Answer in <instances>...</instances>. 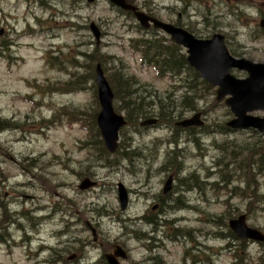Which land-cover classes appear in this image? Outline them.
Instances as JSON below:
<instances>
[{
    "label": "rangeland",
    "instance_id": "1",
    "mask_svg": "<svg viewBox=\"0 0 264 264\" xmlns=\"http://www.w3.org/2000/svg\"><path fill=\"white\" fill-rule=\"evenodd\" d=\"M138 3L144 11L178 24L198 38L224 34L229 50L238 51L232 52L236 57L264 61V33L255 34L258 19L264 15V0ZM91 22L103 34L97 44L89 30ZM135 24L107 0H0V119L10 124L0 131V264H84L111 251L114 244L127 253L122 264H154L156 256L160 264H191L184 245L165 242L159 249L149 246L145 238L155 226L145 223V218L157 219L160 242L174 237L175 227L178 233L195 230L201 248L199 264H231L235 243L220 253L216 247L223 241L215 240L217 233L224 238L228 232L227 220L244 212L249 226L264 231V195L258 196L264 194V171L258 169L260 156L255 145H264V135L250 129L222 132L232 114L223 101L215 99L212 88L195 85V95L201 99L195 108L179 106L175 120L153 114L148 117H156L160 121L157 126H139L148 117L123 126L117 148H134L136 155H130L129 162L115 152L109 157L117 161L109 166L94 147H85L86 126L71 118L73 114H93L96 106L95 97L80 79L85 62L90 66L100 63L106 70L121 57L134 78L144 83L146 92L181 104L182 89L173 91L172 86L181 85L184 79L157 77L152 68L141 64L137 53L125 47L129 38L163 34L139 30ZM93 49L96 57L99 52L110 61L87 58ZM74 70L79 77L68 81L77 72ZM232 72L244 76L241 71ZM184 75L190 78L188 72ZM117 111L126 117L124 109L118 107ZM198 111L205 129L180 133L178 161L171 163L174 153L166 142L179 131L175 122ZM251 114L263 116L264 112ZM252 158L256 160L252 165L255 187L250 186L255 193L245 199L240 194V186H245L238 178L243 175L240 164ZM227 161L231 179L222 189H213L210 182L219 176L222 179L216 172ZM207 171L212 175L205 185L194 186L195 173L202 179ZM169 175L175 178L172 189L176 192L164 199L163 183ZM88 177L96 185L80 190L81 180ZM119 183L128 192L123 210L117 196ZM179 193L185 200L176 202ZM184 202L186 210L178 209ZM160 211L166 212L164 219L157 214ZM246 250L251 255L246 264H256L264 246L251 241Z\"/></svg>",
    "mask_w": 264,
    "mask_h": 264
},
{
    "label": "water",
    "instance_id": "2",
    "mask_svg": "<svg viewBox=\"0 0 264 264\" xmlns=\"http://www.w3.org/2000/svg\"><path fill=\"white\" fill-rule=\"evenodd\" d=\"M114 4L124 8H135L126 3V0H110ZM137 20L143 27H147L152 22L154 27L160 28L170 34L171 39L181 44L186 49L187 60L200 74V76L216 88V99H224L226 106L230 108L234 118L226 122L231 128H255L264 132V116H253L248 114L255 110H264V62H254L245 58H236L229 54L224 44V36L220 33L213 34L210 38L200 39L191 33L169 23L157 20L143 12H135ZM264 27V17L259 21ZM90 30L98 43L100 32L94 23L90 24ZM236 68L247 73L245 78H237L230 70ZM96 83L98 88V98L101 104V111L97 116V123L105 146L110 152L115 151L117 144V131L125 121L121 115L115 113L112 107V92L106 79L103 76L99 65L96 66ZM200 113H195L189 118L178 122L182 126L201 125ZM155 119H149L141 124H152ZM94 182L89 178L81 181L79 187L86 189ZM171 187V177H169L163 188V193H167ZM118 199L121 209L127 204V193L122 184H118ZM229 226L239 237H246L264 241V234L255 228L245 224V215L241 214L237 218L229 221ZM108 264H120L118 257L125 258L126 253L120 245H115L113 251L105 254Z\"/></svg>",
    "mask_w": 264,
    "mask_h": 264
},
{
    "label": "trees",
    "instance_id": "3",
    "mask_svg": "<svg viewBox=\"0 0 264 264\" xmlns=\"http://www.w3.org/2000/svg\"><path fill=\"white\" fill-rule=\"evenodd\" d=\"M205 18V17H204ZM205 20V19H204ZM138 29V27H137ZM154 30V29H152ZM256 35H259V31L256 30ZM129 44L135 51H139L142 55V61H145L149 65H152L154 70L157 74H159L160 77L164 76H170L172 78L176 77H182L184 81L181 85L175 86L173 85V91L174 89L181 88L182 90V97H181V104L175 103L173 101H167L169 100L167 96H158L154 93L146 92L145 88L146 86L144 83L138 82L134 75L129 71V67L127 63L124 61L123 58L118 57L116 58V65L107 68L106 70L103 69L106 72V77L109 80V83L113 89L114 94V104L117 101V105L115 108L118 107L124 109L126 111V119L127 123H130L132 120H137L138 118H144L148 116H152L153 114H157V116L166 115L173 120H175L177 108L180 106V108L185 107L184 109H191L195 108L196 101L201 99V96L195 95L198 94L197 88L195 85L199 84L208 88L210 87L208 84H206L203 80H201L197 74L196 71H194L186 62V56L183 51V49L170 42L168 38L165 35L162 36H153L148 39H144L142 37L136 38V39H130ZM96 49V48H95ZM97 50V49H96ZM98 52V51H97ZM234 54H239L238 51H232ZM81 55L87 54L84 52H80ZM90 59H95L98 61H103L104 63L109 62L105 61L103 58V55L99 54L96 57L94 55V49L89 53L88 57ZM92 63V62H91ZM83 71H81L80 79L82 81V85L84 89H89L92 96L95 97L96 106H94L95 110L93 114H83V115H77L73 114L71 118L75 120H82L84 122V126H86V129L88 131V138L84 141L85 147L88 149L89 147H94L95 151L98 152V156L100 159H102L107 165L113 166L114 161H117V159H110V155L105 149L103 140L101 139L100 133L97 128L96 124V116L99 110V105L96 100V86L94 81V63L93 65H89L87 62H85L83 66ZM77 71V70H74ZM73 71V72H74ZM186 72L190 74L189 79H185ZM79 77V72H75L73 74V78L69 79L68 81H72ZM79 79V80H80ZM174 83V81H173ZM172 83V84H173ZM82 88V87H80ZM69 89V88H68ZM190 91V93H189ZM197 98V99H196ZM148 99V100H147ZM183 109V108H182ZM50 121V120H49ZM48 121V122H49ZM166 123H170V121L164 120ZM10 126V124L7 123V121L0 119V131H2L4 128ZM222 129L225 127H221ZM179 130L178 128H175ZM122 130V129H121ZM190 130V129H189ZM223 131H227V129H224ZM222 131V132H223ZM187 134H192L191 130L186 131ZM179 131H176L171 137V146H174V150L172 151L174 153V156L170 158V162H176V159L178 161V153H179V146L178 140L180 138ZM121 145V140L119 141L118 146ZM255 145L259 149V166L258 169L260 170V173H263L264 171V145L260 144ZM118 155H122L123 157L127 158L128 162L131 160V156L136 155V152L134 149L130 150H119L118 149ZM110 156V157H109ZM250 156L253 157L252 151L250 152ZM253 160H250V165L247 171L245 168H242V174L239 175L238 178L241 182H245V186L242 187L237 184V186H240L242 188V191L240 192L241 195L245 196V198H250L255 193V188L250 186L251 184L254 185V175L253 170H251ZM256 163V162H254ZM251 170L252 173H249ZM221 168L218 167L217 174L221 175L220 173ZM243 177V178H242ZM227 179H231V175L228 173L223 174L222 179L216 178L212 181L211 186L213 189H222L224 187L223 183H228L229 181ZM196 179L194 180L195 184ZM225 181V182H223ZM196 186L200 185L196 183ZM250 187L252 189L250 190ZM264 194L258 193V196H262ZM184 206V205H183ZM148 223L156 224L157 219H149L147 218ZM167 221V220H164ZM133 230V229H132ZM134 231V230H133ZM132 231V234H133ZM178 232L177 230H175ZM3 234V232H2ZM132 234L129 232V235L132 236ZM183 235L182 233H180ZM225 237V234H223ZM185 237L188 239V241H195L194 236H190L189 233L185 235ZM222 237V233L219 232L216 234L215 240L220 241ZM261 246H264V243L260 244ZM220 248V246H218ZM247 248V240L242 239V246L240 250H242V253L240 254L238 251V248H235L238 255V264H246L247 259H251V256L248 252H246ZM99 264H105L103 260L100 261ZM154 264H160V261L158 260V257L156 256L154 258ZM256 264H264V250L260 255L258 256L256 260Z\"/></svg>",
    "mask_w": 264,
    "mask_h": 264
},
{
    "label": "flooded vegetation",
    "instance_id": "4",
    "mask_svg": "<svg viewBox=\"0 0 264 264\" xmlns=\"http://www.w3.org/2000/svg\"><path fill=\"white\" fill-rule=\"evenodd\" d=\"M129 2H130V3H133V4H135V5H138V7L141 6V5L138 3V0H129ZM129 16H131V15H129Z\"/></svg>",
    "mask_w": 264,
    "mask_h": 264
},
{
    "label": "bare ground",
    "instance_id": "5",
    "mask_svg": "<svg viewBox=\"0 0 264 264\" xmlns=\"http://www.w3.org/2000/svg\"><path fill=\"white\" fill-rule=\"evenodd\" d=\"M145 241L147 242V243H151V241L150 240H148V239H146L145 238ZM218 252H220V248L219 247H217V249H216Z\"/></svg>",
    "mask_w": 264,
    "mask_h": 264
}]
</instances>
